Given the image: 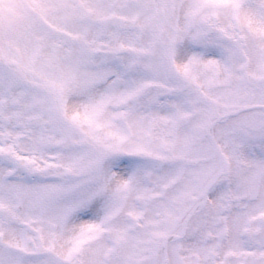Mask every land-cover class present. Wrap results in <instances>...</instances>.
I'll use <instances>...</instances> for the list:
<instances>
[{"label":"snow or ice","instance_id":"obj_1","mask_svg":"<svg viewBox=\"0 0 264 264\" xmlns=\"http://www.w3.org/2000/svg\"><path fill=\"white\" fill-rule=\"evenodd\" d=\"M0 264H264V0H0Z\"/></svg>","mask_w":264,"mask_h":264}]
</instances>
